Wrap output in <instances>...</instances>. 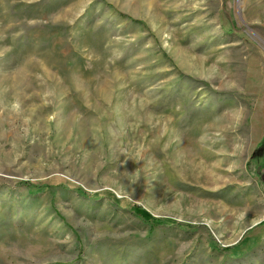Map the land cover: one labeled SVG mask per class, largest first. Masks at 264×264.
Masks as SVG:
<instances>
[{
  "label": "rangeland",
  "instance_id": "obj_1",
  "mask_svg": "<svg viewBox=\"0 0 264 264\" xmlns=\"http://www.w3.org/2000/svg\"><path fill=\"white\" fill-rule=\"evenodd\" d=\"M0 264H264V0H0Z\"/></svg>",
  "mask_w": 264,
  "mask_h": 264
},
{
  "label": "trees",
  "instance_id": "obj_2",
  "mask_svg": "<svg viewBox=\"0 0 264 264\" xmlns=\"http://www.w3.org/2000/svg\"><path fill=\"white\" fill-rule=\"evenodd\" d=\"M136 212H137L140 216L144 217V219H146V220L151 219V220L154 221L155 224H157L158 226L161 224L160 221L153 219V218H152V217H151L146 211H144L141 207H136ZM152 221H151V222H152Z\"/></svg>",
  "mask_w": 264,
  "mask_h": 264
}]
</instances>
